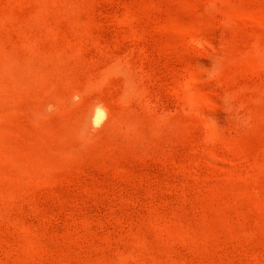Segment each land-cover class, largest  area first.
I'll return each instance as SVG.
<instances>
[{"label": "rangeland", "instance_id": "rangeland-1", "mask_svg": "<svg viewBox=\"0 0 264 264\" xmlns=\"http://www.w3.org/2000/svg\"><path fill=\"white\" fill-rule=\"evenodd\" d=\"M263 18L0 0V264H264ZM97 102L111 119L84 131Z\"/></svg>", "mask_w": 264, "mask_h": 264}, {"label": "bare ground", "instance_id": "bare-ground-1", "mask_svg": "<svg viewBox=\"0 0 264 264\" xmlns=\"http://www.w3.org/2000/svg\"><path fill=\"white\" fill-rule=\"evenodd\" d=\"M193 14V13H192ZM195 14H199V16H200V19H201V22H202V24L204 23V26L206 27L207 25H208V22H207V20H206V18L202 15V14H200V12L199 11H197ZM263 20H264V18H263ZM177 25L179 26V27H183V28H185V29H187V30H191V31H194V30H197L198 28H196V26L195 25H193L192 23L190 24V23H185V22H183V21H177ZM205 27H203V28H205ZM201 29V28H200ZM199 29V30H200ZM198 30V31H199ZM205 30V29H204ZM207 31V30H206ZM191 34H192V32H190ZM198 33H200V32H198ZM198 33H195V34H198ZM194 34V33H193ZM192 34V35H193ZM194 34V35H195ZM201 35V34H200ZM194 37H196L195 39H196V41L198 40L199 41V36L197 37V35H195ZM201 37V36H200ZM263 51H264V49H262ZM262 54H264V53H262ZM197 81V78H196V76L194 75L193 77H190L189 79H188V85L189 86H191V85H193L195 82ZM191 94L192 95H194L195 97H200V96H202L201 95V92L197 89V88H193L192 90H191ZM202 98V97H201ZM194 101V100H193ZM192 101V102H193ZM196 101V100H195ZM203 101V100H202ZM189 102H191V100L189 101ZM206 102H208V103H210V101L209 100H206ZM197 103V102H196ZM193 104V103H192ZM94 108L93 109H95L94 111H92L90 114H89V116L85 119V121H84V123H82V121H81V123L83 124V128H86V129H84V131H88V130H94V129H96V128H98V127H104V128H106L105 126L108 124V122H109V120L111 119H109V114L107 113V109H105V107L100 103V102H97V103H95L94 104V106H93ZM81 125V124H80ZM81 127V126H80ZM103 128V129H104ZM100 129V128H99ZM82 131V130H81ZM91 132H93V131H91ZM87 134V133H86ZM11 196V194H1L0 195V200H2V201H7V200H9V198H11L10 197ZM191 236V233L189 232V231H187V230H182V231H180L179 233H178V237H182V238H189ZM146 239V238H145ZM143 237L139 240V242H138V244L139 245H141L142 247H144L143 249L145 250V251H149L150 250V246H149V243L145 240ZM133 255H136V252H130V253H126V254H122V257H124V258H128V257H132Z\"/></svg>", "mask_w": 264, "mask_h": 264}]
</instances>
